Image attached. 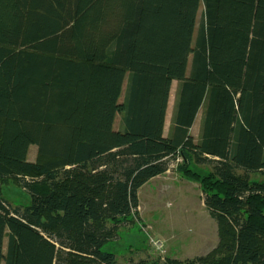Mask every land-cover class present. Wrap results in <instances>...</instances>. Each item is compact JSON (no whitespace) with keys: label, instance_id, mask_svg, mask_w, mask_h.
Instances as JSON below:
<instances>
[{"label":"trees","instance_id":"1","mask_svg":"<svg viewBox=\"0 0 264 264\" xmlns=\"http://www.w3.org/2000/svg\"><path fill=\"white\" fill-rule=\"evenodd\" d=\"M171 162L218 242L166 264H264V0H0V184L31 197L0 189V264H124L106 245Z\"/></svg>","mask_w":264,"mask_h":264},{"label":"rangeland","instance_id":"2","mask_svg":"<svg viewBox=\"0 0 264 264\" xmlns=\"http://www.w3.org/2000/svg\"><path fill=\"white\" fill-rule=\"evenodd\" d=\"M203 6L197 12L196 27L201 21ZM128 71L125 75L119 101L125 95ZM177 80H173L165 115L164 133L171 121ZM203 107L197 112L191 127L198 135ZM121 125L117 114L114 128ZM198 128V129H197ZM36 146L30 145L27 158H36ZM169 169L149 181L138 191V206L127 222L116 230V238L106 245L124 264H166L168 260L184 261L209 253L218 242L217 225L203 202V194L197 181L190 180L174 169ZM205 166V165H203ZM205 169V168H203ZM263 180V176L253 175ZM3 197L13 206L28 205L30 195L23 188L7 179L0 184ZM159 241L162 246L157 247ZM6 238L4 242V249Z\"/></svg>","mask_w":264,"mask_h":264},{"label":"built area","instance_id":"3","mask_svg":"<svg viewBox=\"0 0 264 264\" xmlns=\"http://www.w3.org/2000/svg\"><path fill=\"white\" fill-rule=\"evenodd\" d=\"M155 244L157 245V247L162 246V244L159 241L155 242Z\"/></svg>","mask_w":264,"mask_h":264},{"label":"crops","instance_id":"4","mask_svg":"<svg viewBox=\"0 0 264 264\" xmlns=\"http://www.w3.org/2000/svg\"><path fill=\"white\" fill-rule=\"evenodd\" d=\"M193 124H194V123H193ZM193 124H192V125H193ZM191 127H192V126H191ZM197 129H198V128H197ZM190 131H191V128H190Z\"/></svg>","mask_w":264,"mask_h":264}]
</instances>
